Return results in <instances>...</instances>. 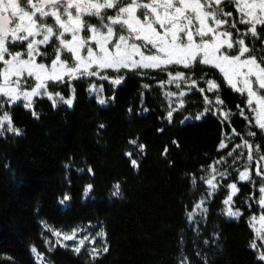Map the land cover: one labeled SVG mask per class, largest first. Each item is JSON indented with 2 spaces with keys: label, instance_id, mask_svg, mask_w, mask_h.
Here are the masks:
<instances>
[{
  "label": "trees",
  "instance_id": "trees-1",
  "mask_svg": "<svg viewBox=\"0 0 264 264\" xmlns=\"http://www.w3.org/2000/svg\"><path fill=\"white\" fill-rule=\"evenodd\" d=\"M225 10L236 17L231 7ZM86 19L98 23L95 17ZM258 32L264 38V29ZM253 44L259 54L260 42ZM168 70L185 72L198 87L189 91L190 84H161L169 77L156 69L106 70L102 75H122V83L86 77L51 84L49 90L72 99L71 105L37 97V115L23 101L0 106L20 129L19 135L6 130L0 135V264H41L33 247L44 254V264H264L251 247L255 242L264 250L250 223L264 212L257 203L264 177L256 175V161L247 160L246 148L232 151L248 140L260 145L254 157L264 155V133L248 124L246 97L233 91L217 69L197 63L191 70L179 65ZM208 80L219 90L209 91ZM93 85L102 86V94L93 92ZM181 91L184 96L169 95ZM206 108L213 111L196 119ZM241 109L245 116L239 115ZM226 111L232 113L227 121ZM133 140L144 145L143 151ZM222 142L228 147L221 149ZM216 161L221 162L215 165L213 190L206 180ZM246 166L251 180L240 181ZM260 168L264 172V162ZM219 172L228 175L222 178ZM232 183L239 191L230 206L240 210L239 217L229 216L224 203ZM116 184L119 196L113 195ZM88 185L92 189L86 195ZM65 195L70 199L61 203ZM45 225L63 232L84 229L79 235L89 236L88 250L75 253L74 241L50 250L47 241L56 238ZM98 231L106 233L109 251L93 261L91 236Z\"/></svg>",
  "mask_w": 264,
  "mask_h": 264
},
{
  "label": "snow or ice",
  "instance_id": "snow-or-ice-1",
  "mask_svg": "<svg viewBox=\"0 0 264 264\" xmlns=\"http://www.w3.org/2000/svg\"><path fill=\"white\" fill-rule=\"evenodd\" d=\"M226 5L236 12L235 18L232 11L225 10ZM108 10H114V14L109 15ZM92 17L98 23L86 19ZM237 25L246 27L241 29ZM258 27L264 29V0H0V97L3 98L0 106L5 102L17 104L23 101V106L37 115V97H47L53 105L59 102L71 105L72 99L49 91V84L55 86L65 83V78L70 82L86 77H99L116 85L122 83V75L115 78L102 75L106 70L120 73L122 70L156 69L166 72L169 77L161 84H175L178 88L182 83L190 84V91L198 87V81L185 72L168 69L179 65L191 70L199 63L217 69L233 91L246 97V107L252 118L245 116L243 109L239 115L245 116L249 125L254 124L264 133V38ZM232 29L238 35L234 36ZM248 37L252 40H247ZM253 40L260 42L259 54ZM10 46H22V49L13 51ZM206 83L209 91L219 90L216 81ZM91 90L102 94L103 87L93 85ZM169 95L184 96L185 92ZM205 100L212 103L207 96ZM100 103L105 100L101 98ZM216 103L222 105L224 102L217 97ZM209 111L213 109L206 108L195 118L199 119ZM222 115L227 121L232 113L226 111ZM171 117L172 111H169V120ZM5 130L20 134L7 112L0 115V135ZM231 131L233 135H240L235 129ZM256 134L254 131L248 133L253 137ZM130 143L143 151L144 145L135 140ZM219 147L224 149L228 145L222 142ZM240 147L248 150V161H256V175L264 177L260 168L264 155L253 156V152L260 151V145L253 146L250 141L243 140L232 151ZM126 155L131 156V153ZM220 162L210 166V178L206 180L213 190L217 187L215 165ZM130 163L138 167L136 160ZM251 173L252 169L246 166L239 172V180L250 181ZM218 174L222 178L228 175L227 172ZM228 187L232 194L224 203L232 205L233 195L239 190L236 183ZM114 188L113 195L119 196L120 185L116 184ZM91 189L92 185H88L85 194ZM259 192L257 203L264 209V186ZM69 199L65 195L61 203ZM203 203L196 205L197 209L202 208ZM227 214L231 217L242 215L239 209L231 206ZM250 223L257 239L264 240V212L258 217L253 216ZM257 223L259 227H256ZM45 227L56 238L54 242L47 241L50 250L57 245L68 247V241L75 242L72 250L77 254L88 250L85 242L89 241V236L79 235L84 229L77 227L63 232ZM105 237L106 233L102 231L91 236V243L96 245L89 250L93 261L109 251ZM97 238L102 241L100 245L96 244ZM251 247L260 252L259 260L264 262V250L255 242ZM31 251L44 264V254L35 247Z\"/></svg>",
  "mask_w": 264,
  "mask_h": 264
},
{
  "label": "rangeland",
  "instance_id": "rangeland-1",
  "mask_svg": "<svg viewBox=\"0 0 264 264\" xmlns=\"http://www.w3.org/2000/svg\"><path fill=\"white\" fill-rule=\"evenodd\" d=\"M108 14L109 15H112V14H114V10H108ZM52 21H51V19H49V23H51ZM14 47V48H13ZM22 49V46H12V47H10V50H13V51H19V50H21ZM45 62H47V58H45ZM68 80H67V78H65V82H67ZM51 86V83L49 84V87ZM99 88V87H98ZM50 91V90H49ZM52 91V90H51ZM65 99H69V98H65ZM0 115H3V112H2V110L0 109ZM228 206H230V205H228ZM256 227H259V223H257L256 224ZM262 242H263V244H264V240H262Z\"/></svg>",
  "mask_w": 264,
  "mask_h": 264
}]
</instances>
